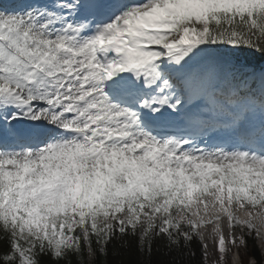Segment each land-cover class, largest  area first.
<instances>
[{
    "label": "snow or ice",
    "instance_id": "snow-or-ice-1",
    "mask_svg": "<svg viewBox=\"0 0 264 264\" xmlns=\"http://www.w3.org/2000/svg\"><path fill=\"white\" fill-rule=\"evenodd\" d=\"M0 264H264V0H0Z\"/></svg>",
    "mask_w": 264,
    "mask_h": 264
}]
</instances>
